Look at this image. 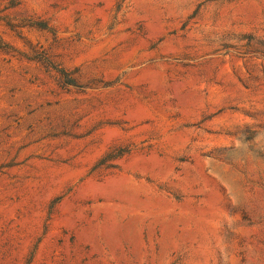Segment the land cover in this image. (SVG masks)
Masks as SVG:
<instances>
[{
	"label": "rangeland",
	"instance_id": "rangeland-1",
	"mask_svg": "<svg viewBox=\"0 0 264 264\" xmlns=\"http://www.w3.org/2000/svg\"><path fill=\"white\" fill-rule=\"evenodd\" d=\"M0 264H264V0H0Z\"/></svg>",
	"mask_w": 264,
	"mask_h": 264
}]
</instances>
